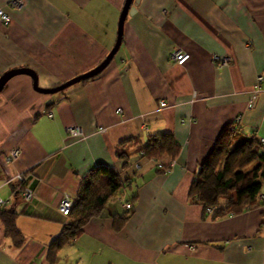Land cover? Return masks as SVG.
I'll return each mask as SVG.
<instances>
[{
	"label": "crops",
	"instance_id": "0c3cea01",
	"mask_svg": "<svg viewBox=\"0 0 264 264\" xmlns=\"http://www.w3.org/2000/svg\"><path fill=\"white\" fill-rule=\"evenodd\" d=\"M12 1L0 0L11 18L7 27L0 23V78L29 69L48 90L105 60L126 0H24L18 9ZM132 8L117 54L89 83L45 96L21 76L0 94V210L15 211L24 237L16 248L0 222V264H48L47 247L65 224L60 200L73 201L83 178L100 167L134 183L56 264H264V207L210 222L187 199L197 165L224 127L236 123L264 142V0H139ZM176 50L190 56L183 67L170 59ZM214 56L233 63L218 70ZM71 126L86 140L72 143ZM161 133L181 148L166 176L139 156ZM16 149L20 156L8 162ZM18 176L21 182H11ZM16 187L33 198L18 196ZM257 196L264 198V183ZM124 215L115 232L113 218Z\"/></svg>",
	"mask_w": 264,
	"mask_h": 264
},
{
	"label": "trees",
	"instance_id": "16d2710c",
	"mask_svg": "<svg viewBox=\"0 0 264 264\" xmlns=\"http://www.w3.org/2000/svg\"><path fill=\"white\" fill-rule=\"evenodd\" d=\"M51 107L52 105L48 108ZM180 150L179 143L172 135L161 133L147 139L139 150V156L155 164L156 174L166 176L171 173ZM118 158L123 159V156ZM133 183V179H123L111 169L100 167L91 170L81 181L73 199L68 222L64 224L60 235L47 247V263L56 264L59 253L80 238L87 225L104 213L108 202L131 188ZM263 183L264 144L257 140L254 133L244 132L235 123L224 127L213 150L197 165L187 199L190 206L202 209V220L219 222L263 208L264 203L256 197ZM17 193L23 197L24 190ZM127 205L131 207L130 204ZM127 218L128 215L113 218L115 232H121ZM16 219L17 214L13 209L0 210V222L4 226L6 237L16 248H20L24 237L16 228Z\"/></svg>",
	"mask_w": 264,
	"mask_h": 264
},
{
	"label": "water",
	"instance_id": "95a60500",
	"mask_svg": "<svg viewBox=\"0 0 264 264\" xmlns=\"http://www.w3.org/2000/svg\"><path fill=\"white\" fill-rule=\"evenodd\" d=\"M135 4H134V3ZM139 3V0H126L123 10L121 12L120 15V19H119V24H118V32H117V38H116V43L113 47V49L110 51L109 55L105 58V60L98 66L96 67L94 70L90 71L87 74H84L80 77H77L69 82H66L54 89H41L38 86V79L36 74L29 70V69H17V70H13L10 71L8 73H6L4 76H2L0 78V94L2 93L4 87L8 84V82L16 77L19 76H25L28 77L32 80L33 82V89L36 93L40 94V95H45V96H52L58 93H61L75 85H78L82 82L91 80L97 76H99L112 62V60L114 59L115 55L117 54L121 43H122V36H123V27H124V23L125 20L128 16H132L135 13V10L132 8L133 5L136 6V4ZM105 213H103L104 215Z\"/></svg>",
	"mask_w": 264,
	"mask_h": 264
},
{
	"label": "built area",
	"instance_id": "2783aa9c",
	"mask_svg": "<svg viewBox=\"0 0 264 264\" xmlns=\"http://www.w3.org/2000/svg\"><path fill=\"white\" fill-rule=\"evenodd\" d=\"M23 2H24V0H13L10 5L14 8H20L23 5ZM0 22L2 23L3 26H7L10 23V19L8 18V14L4 10H0ZM188 59H189V55L185 51H182V50H176L171 55V60H173L178 66H183L184 63L186 61H188ZM212 60L214 62V65H215V63L220 62L219 58L217 56H214L212 58ZM229 61H230L229 58L228 59L225 58L224 60L221 61V63H222V65H224V64H226V62H229ZM217 65L218 64H216V66ZM257 82H258V84L255 87L256 88L255 93H258V91H259L260 84L262 83V78L258 79ZM250 108H251V106H250ZM50 118H51V116H50ZM78 134L80 135V133H78ZM71 135L73 137H76L75 134H71ZM262 143L264 144V142H262ZM18 156H19V152L16 149L9 154L7 161L8 162L14 161L18 158ZM14 181L21 182L22 181L21 176L16 177L15 180H12L11 182H14ZM11 182H9V183H11ZM23 197L26 201H30L33 198V193L30 190H24ZM2 204H3V202L0 200V206H2ZM72 205H73V201L68 196L62 197V199L60 200L59 210H60L61 215L65 219L68 218L70 211H71V208H72ZM130 208L131 207L126 205L127 210Z\"/></svg>",
	"mask_w": 264,
	"mask_h": 264
},
{
	"label": "rangeland",
	"instance_id": "374dc122",
	"mask_svg": "<svg viewBox=\"0 0 264 264\" xmlns=\"http://www.w3.org/2000/svg\"><path fill=\"white\" fill-rule=\"evenodd\" d=\"M12 8H14V7H12ZM18 9V8H17ZM8 18L10 19V23H11V18H10V16L8 15ZM1 23V22H0ZM10 23L7 25V26H9L10 25ZM1 25H2V23H1ZM3 26V25H2ZM7 26H4V27H7ZM218 58H219V61L220 62H217V63H215V65L216 64H218L217 66H216V68L218 69V70H222V69H224V68H228L232 63H233V61H232V59L231 58H229V57H219V56H217ZM228 59L229 58V62H226V64H224V65H222V63H221V61L222 60H224V59ZM170 59H171V56H170ZM189 59H190V56H189ZM189 59H188V61H189ZM173 61V60H172ZM188 61H186L185 63H184V65L188 62ZM213 61V60H212ZM173 63L176 65V66H178L174 61H173ZM214 63V62H213ZM183 65V66H184ZM183 66H178V67H183ZM223 66V67H222ZM19 77H21V76H19ZM17 78V77H16ZM261 77H258L257 78V81H258V79H260ZM13 80V79H12ZM12 80H10V81H12ZM9 81V82H10ZM8 82V83H9ZM257 84H258V82H256V86H257ZM7 86V85H6ZM252 94H253V96H252V98L253 99H255L254 97L257 95V93H255V91H253L252 92ZM165 105L164 104H162V107H164ZM250 106H251V108H253V106H252V104L250 103L249 104V106H248V108L249 109H251L250 108ZM51 110V109H50ZM48 114H47V117H48V119H53V113L51 112V111H49L48 109H47V111H46ZM121 114V113H120ZM50 116H51V118H50ZM66 136L68 137V139H70V141L72 142V143H74V144H78V143H81L82 141H84V140H86V137H85V135H84V133H83V131H82V129H81V127H79V126H71V127H68L67 129H66ZM78 133H80V135L78 134ZM107 133V130L106 129H100L99 131H98V134L99 135H105ZM71 134H75L76 135V137H73ZM18 150V152H19V156H20V150L19 149H17ZM18 156V157H19ZM12 162H14V161H11L10 163H12ZM153 163V162H152ZM155 165V164H154ZM174 166H175V163L173 164ZM174 166H172L173 167V169H174ZM138 168V167H137ZM172 172V171H171ZM15 180V179H14ZM17 191H21V189L19 188V187H17ZM258 197V196H257ZM260 202H264V198H261V201ZM111 203H114V201H112ZM114 204H117L118 206H119V203H114ZM65 219V218H64ZM68 222V218L67 219H65V223H67Z\"/></svg>",
	"mask_w": 264,
	"mask_h": 264
},
{
	"label": "flooded vegetation",
	"instance_id": "af4514ba",
	"mask_svg": "<svg viewBox=\"0 0 264 264\" xmlns=\"http://www.w3.org/2000/svg\"><path fill=\"white\" fill-rule=\"evenodd\" d=\"M133 3H134V2H133ZM134 4H135V3H134ZM133 6H134V5H133ZM133 6H132V7H133ZM81 76H82V75H81ZM79 77H80V76H79ZM65 91H66V90H65ZM63 92H64V91H63Z\"/></svg>",
	"mask_w": 264,
	"mask_h": 264
}]
</instances>
